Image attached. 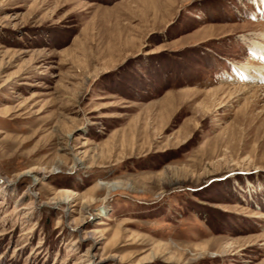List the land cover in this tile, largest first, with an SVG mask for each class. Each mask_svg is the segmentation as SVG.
Masks as SVG:
<instances>
[{
    "label": "rangeland",
    "instance_id": "374dc122",
    "mask_svg": "<svg viewBox=\"0 0 264 264\" xmlns=\"http://www.w3.org/2000/svg\"><path fill=\"white\" fill-rule=\"evenodd\" d=\"M263 33L264 0H0V264H264Z\"/></svg>",
    "mask_w": 264,
    "mask_h": 264
},
{
    "label": "bare ground",
    "instance_id": "6f19581e",
    "mask_svg": "<svg viewBox=\"0 0 264 264\" xmlns=\"http://www.w3.org/2000/svg\"><path fill=\"white\" fill-rule=\"evenodd\" d=\"M264 37V33L262 34ZM253 46H252V52L254 55L256 54H262L264 56V43L258 40L253 39ZM253 66L248 63H241L238 66V75L240 76H248L252 74ZM258 75L263 76L264 75V68H260L257 71ZM237 75V76H238ZM258 77V76H257ZM35 169L33 168H28L23 171H21L18 175H29L31 176V179H37L36 174L34 173ZM99 185H103L108 192L115 191L119 188H122L123 186H127V183H123L122 181H100ZM35 195V194H34ZM33 195V196H34ZM54 200L51 201V198L49 201L46 202L47 205L55 204L62 206L64 208V211L69 207L70 203L73 201V197H71L70 194H61L58 195L57 197L53 198ZM95 236L93 235L92 232H87L84 236V239H93L94 240ZM90 248H88L85 252H89ZM92 257H94V254H91Z\"/></svg>",
    "mask_w": 264,
    "mask_h": 264
}]
</instances>
